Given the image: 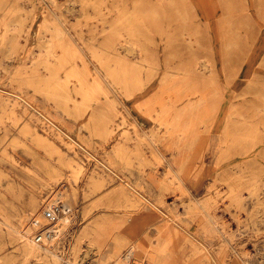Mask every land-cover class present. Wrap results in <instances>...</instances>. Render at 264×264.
Instances as JSON below:
<instances>
[{"label": "rangeland", "instance_id": "rangeland-1", "mask_svg": "<svg viewBox=\"0 0 264 264\" xmlns=\"http://www.w3.org/2000/svg\"><path fill=\"white\" fill-rule=\"evenodd\" d=\"M205 1L0 0V34L5 31L6 19L16 18L15 26L7 30L11 36L0 39V191H4L8 199L14 194L10 200L18 204L20 192L25 194L31 187L46 182V186L36 190L40 206L37 216L32 213L30 217L34 216L45 227L43 206L56 201L61 213L48 227L60 231L54 249L56 256L48 253L39 260L29 257L24 264H124L129 242L133 238L142 240L144 233L127 234L124 213L131 206L114 197L126 181L131 182V176L143 180L138 191L155 194L157 182L165 176L164 159L170 153H204L206 167L200 175L197 172L199 179L186 182L190 188L197 185L195 197H202L216 184L224 191L219 198L224 207L216 212H222L227 220L224 224L227 231L217 227L218 235L212 237L216 243L212 252L223 256V264H232V258L240 264H264V190L262 199L256 201V196L250 195L243 186L242 208L225 192L226 175L217 183L212 181L213 174H208L216 153H224L226 158L231 153H246L245 149L255 142L245 136L225 142L224 134L216 131L218 127L228 126L226 131L232 128L234 135L246 134L252 138L255 134L257 138H264V132L254 130L256 123L251 117L255 106L264 103V0H249L256 9L252 18L246 15L248 0ZM55 27L66 32L69 43L58 39L48 41ZM47 42L54 53L49 56L51 65L38 55L45 50ZM127 43L132 51L124 49ZM8 47H12L11 52ZM253 47L256 59L247 61ZM200 62L212 65V70L207 71L209 76L204 81L196 82L192 73ZM252 62L258 79L252 71L249 77L255 76L254 80L247 84L245 69ZM34 67L43 74L39 79L31 75ZM165 74L177 83L171 86V92L174 89L178 94L205 90L204 94L197 91L204 95L203 103L183 107L182 112L193 114L192 127L198 125L200 131L191 146L187 145L190 142L187 140L181 141L180 150L160 144L159 150L152 151L150 139L161 126L156 118L149 116L156 113L154 109H149L158 105ZM111 75L116 81L125 75L141 77V81L133 83L134 88L129 90L133 92L126 93L124 88L103 82L112 79ZM96 77L103 78L100 88ZM236 93L238 95L233 97ZM163 94L178 95L167 91ZM109 99H115L116 115L111 112L114 103ZM223 99L226 103L221 105ZM170 104L164 108L165 111L172 109L168 113L183 109L180 102ZM228 112H233L231 115L235 117L229 115L225 120ZM239 114L246 117L240 118ZM185 115L183 117L188 119ZM260 122L264 127V118ZM152 128L155 129L152 131ZM261 144L264 142H257L256 149ZM117 147L120 153H129L135 173L129 174L118 158L111 155ZM256 149L249 153H257L254 165L260 169L264 167V153ZM195 165L189 166L190 172H195ZM106 168L111 171L109 178L114 177L107 183L108 189L97 196L89 193L85 186L87 176L104 173ZM52 177L60 178L54 182ZM10 181L14 183L10 185ZM63 185L72 189L67 199L61 195L51 200L58 191L68 193ZM105 193L109 196H104ZM168 198L166 196L170 200ZM2 205L6 210L10 208L8 202L0 200ZM12 220L16 223L15 218ZM144 220L149 221V218ZM91 226L95 231L86 234L89 232L96 242L98 248L94 249L87 248L84 235L85 229ZM202 227L211 235V228ZM162 228L166 230L167 226ZM36 230L33 225V233ZM162 239L163 234L151 233L146 241L148 252L155 257L167 251L160 244ZM19 240L16 233L13 236L0 233V264H22V255L17 249ZM182 251L190 252L184 248Z\"/></svg>", "mask_w": 264, "mask_h": 264}, {"label": "bare ground", "instance_id": "bare-ground-1", "mask_svg": "<svg viewBox=\"0 0 264 264\" xmlns=\"http://www.w3.org/2000/svg\"><path fill=\"white\" fill-rule=\"evenodd\" d=\"M195 1L199 3L206 2L205 0H195ZM247 8H248L246 11L247 17L249 18L254 17L256 9L254 8L253 3L249 0L247 3ZM205 12H209V11H205ZM14 21H16V18L14 16H12L9 19H6L5 25H4L5 27L3 26L5 28L4 29L5 31L3 30L4 32L0 34L1 35L0 39H4L7 36H11L7 34V30L15 26L16 22L15 24H13ZM52 30L53 32H50L51 34H50L48 41L58 39V40L63 41L64 43H69L68 42L69 38L65 31H63L59 27H55ZM15 35L16 34H14V36ZM52 42L53 41H51V43ZM47 44H46L47 46L45 47V50L41 48V50L43 49L44 51H41L42 53L40 52L38 55L42 56L44 61H46L48 64L51 65L49 56L53 55L54 53L53 51H51L52 48L48 42ZM124 46H125L124 49H126L127 51L133 50V48L131 47V45H129V43L125 44ZM254 47L252 48L251 52H248V56L246 57L247 61H249L250 59L255 61L256 51ZM7 50L11 52L12 47H8ZM39 56H36V57H39ZM254 67L255 66L253 65V62H252V64L249 65V67L245 69V72H246L245 76H247L246 77L247 84L251 82L250 80H254V77L257 76L258 74L255 71L256 67L255 68ZM46 69H47V66H46ZM208 70L209 71L212 70V65H209L206 62H200L196 65L195 71L192 73L193 75L192 78H194L196 82L204 81L209 76V74H207ZM252 71H253V74H255V76L249 77V73H251ZM31 75L34 77H38L37 79H39L43 74L42 72H38L37 69L34 67L33 70H31ZM98 76L103 77L100 74ZM110 77H112V79H109V80H106V79L103 80V78L98 79L96 77L95 81L99 85V88L100 86L101 87L103 86L101 84H103L104 82L105 84L109 86L111 84L115 88H124L123 90H126V93H131L134 91V90L129 91L132 88H134L133 83L137 82V80L141 81V77L133 78L129 76L127 78V75L123 76L124 78L121 76L122 79L120 81L114 80L113 75H111ZM262 77L264 79V75H262ZM256 79H258V76ZM57 83L59 84V80ZM175 85H177V83L173 82L171 77L169 75L166 76L165 74L161 81V87L159 88L161 96L157 99L158 105L157 107L153 106L149 109V111L150 110L152 111L154 109L156 113L155 114L149 113V116L152 118H156L158 120V124L161 126V128L157 132L152 134L153 137L150 139L151 141L149 143L150 144L149 146L152 151L159 150L160 144H163L164 146L169 147V148H173L174 146H176V148L180 150L183 148L181 146V141L185 142L187 140H190L189 144L187 145L191 146L193 140L196 139L195 136H197L198 131H200L198 125H195L192 127V123H191L192 121L190 122V119L194 118V116H191L193 114L189 113L185 115L182 112L183 110H185L186 107H191L195 105L197 106L200 103H203L204 95L199 94L197 91H200V93L204 94L205 90L195 89V90H189L188 92H185L184 94H178L177 93L178 91H176L177 89H174L171 92V86H175ZM54 90L56 91L57 89H54ZM165 91H167L170 94L175 92L178 95L176 96H171L169 94L165 95L163 94ZM45 92H47V90ZM48 94H46V96ZM236 95L238 94L236 93L233 97H236ZM111 100H112V103H114V105H112L111 107V112L114 113L116 108L118 109V107L115 106V99H111ZM111 100L109 99V101ZM175 102L182 103V108L183 107L185 108L177 109L173 111L172 113H168L172 109L165 111V109L169 105H171L170 103L173 104ZM220 103L221 105H223L224 103H226V100L223 99V101L221 100ZM221 107L222 106L218 108H220L221 110ZM116 113L117 112H115L114 115H116ZM232 113L233 112H231V114ZM231 114L229 112L226 113L225 120H227L229 118V115ZM183 115H185L188 119H185ZM251 115H252L251 116L252 119H254L256 123L254 125L255 126L254 130L256 132H259V131L264 132V127H262L260 124L261 123L260 120L261 119L263 120L264 118V103L260 105H256L253 110V114ZM218 116H221V114L218 113ZM238 116H240V118L246 117L243 114H239ZM230 117L234 118L235 116L231 115ZM162 124L164 126H162ZM227 127L228 126H224L223 129L218 127L216 129L217 132L221 131L224 134L225 142L227 140L235 141V140H238L239 138H244V136L245 138H249L255 142L252 146L249 147V149H245L246 153H231L228 156V158L224 157V153H216L213 166L210 169L208 174H213L212 181L214 182L221 180L223 174L226 175V177H224V181L227 184V187H226L227 189L225 190V192H228L229 196H231V198H233L235 201L239 203L240 206H242L243 200L245 199V196L243 195L241 191L243 186H246L248 188L249 191L247 192H249L250 195L253 194L256 196V201H258L261 198V192L264 190V172H263L264 167L260 169L255 167L254 163H256L257 153H249V151L251 152L252 149L257 148L255 147V144L257 142L263 143L264 138L262 137L257 138L255 134L252 138L251 136H248L246 134L234 135L232 128L231 130L229 129L228 131H226ZM154 129L155 128H152V131ZM107 134H108V124L106 125V129L104 130L105 138ZM228 134L229 136H227ZM38 138L40 137L38 136ZM45 144L46 143H44V145ZM256 150H253V151H256L258 153H264V145H262L261 147H258V149ZM160 154L162 155V153ZM111 155L115 158H118V161L121 163V167L123 169L125 168V170L129 172V174L135 173V166L131 161H129V157H128L129 153H120L117 147L113 150V153H111ZM235 155H239L240 157L235 158ZM203 157H204V153H170V155L168 157H165L164 159V161L167 164V168L163 172V175L165 176L161 177V179H159V181L157 182V186H156L157 191L155 194H152L149 191L146 194L138 191L140 187V183L143 181L139 176H133V177L131 176L129 178L131 182L126 181L125 186H123L122 189L118 191V194H116V197H114L115 200L117 201L125 200L124 202L125 205L131 206V208L124 213V216L126 217L125 220L127 221V224H126V227H124V230H126L127 234H132V235H136L138 232L144 233V238L142 240L133 238L129 242L128 247L126 248L127 250V252L125 253L126 256H124L125 257L124 264H196L199 262L203 264H211V263L223 264V260H224L223 256L222 255L217 256L212 252L213 245L216 244L215 240L212 239V237L215 235H218L217 227L223 228V232L227 231L226 230L227 228L225 229L224 227V224L227 223V220L223 218V215H221L222 212L218 214L216 212L217 209L224 207L223 204L219 202L220 200L219 198L224 193V191L220 189L218 184L212 185L213 187L211 186V189H208L205 195H202V197L197 198L195 197L197 193V190H196L197 185L196 186L193 185L194 186L193 188H190L188 186L189 183H192L193 181L199 179V175L203 172V169H205L206 159H203ZM109 159H110L109 161L111 162V157ZM138 161L141 162L140 159H138ZM180 162H182L181 165L178 166L176 169L175 168L176 164ZM192 163L196 164L194 167L195 172L189 171V166L192 165ZM10 164L11 166L13 165L12 163ZM219 165H221L222 167L221 168L216 167ZM191 167L192 166H190V168ZM75 170L77 171L75 172L79 175V170L77 168ZM197 172L199 173L198 176H197L198 174ZM109 175H111V171L109 168H106L105 172L101 174H96V173L89 174L87 178L85 179L86 190L95 196L102 194L109 187V186H106L107 183L109 181L114 180V177L109 178ZM59 178L60 177H52V180H54L55 182L59 180ZM10 182H8L10 185L14 183V182H11V183ZM186 182L188 184H186ZM46 184H47L46 182L40 183L38 187L43 188L44 186H46ZM111 184L112 183H110V185ZM38 187L36 186L31 187L25 194L23 192H20L19 196H17L19 198L17 201L19 202L18 204L13 203L11 201L12 198L15 196L14 194L11 195L8 199V197L5 195V192L0 191V200H2L3 203L5 204H7L8 202L9 207H10L9 209L6 210V208H4V205H2L3 207L0 206V233L11 234V236H13L14 233H16L17 239H20L17 243V249L20 251L22 255V264H24V262L26 263V259L29 257H31L34 260H39L41 259V257L46 258L48 253L52 254L53 256H56V252L54 251V249H55L56 243L58 242V239H59L58 233L60 231L50 230V234L42 233L41 238H37L33 233L34 231H33V225L31 223V219L34 216L30 217V215L32 213H36L35 216H37V213L40 207L38 206L39 202L36 196V190ZM62 187H64L63 190H67L68 193L63 194L62 193L63 191H60V192L58 191L57 194L55 193L56 195L55 198L51 200L55 201L61 195L64 196L65 199H67V197L69 196V193L72 192V189L69 188L70 186L68 187V186L63 185ZM247 188L245 189L247 190ZM176 189H179L177 193H175ZM74 191L73 193H75ZM104 196L108 197L109 194L105 193ZM166 196H169L170 200H167ZM197 210L198 212H196V214L192 213ZM42 212H43V209H42ZM226 212L227 211L225 209V213ZM60 214L61 213L58 214L57 219L54 222L58 220ZM144 217L147 219L149 218V221L148 220L145 221ZM12 218L16 219V223H14ZM16 224H18L19 228L16 227L17 226ZM98 224H99V221L96 223V225ZM166 226H167L166 230H163L162 227H166ZM202 226H206V227L208 226L209 228H211V231L213 234L211 233V235L208 236V234L206 233L207 231H205ZM87 228L85 229V234H84L86 242H87L86 243L87 248L88 249L98 248L96 242L93 239H91L92 236H90L91 234L89 233V232L95 231L94 228L92 226L90 229H87ZM87 231H89L88 232L89 235L86 234ZM151 233H159L161 235L163 234V239L160 244L167 251H163V253H161L159 257H155L154 254H151L147 250L148 244L146 243V241L149 240V236L151 235ZM12 241L13 240H11L10 242ZM183 248L190 252H183L182 251ZM220 248H222V245L220 246ZM176 250L181 251V252H178V251L176 252ZM231 262L232 264H240L239 262L236 261L235 258H232Z\"/></svg>", "mask_w": 264, "mask_h": 264}, {"label": "built area", "instance_id": "built-area-1", "mask_svg": "<svg viewBox=\"0 0 264 264\" xmlns=\"http://www.w3.org/2000/svg\"><path fill=\"white\" fill-rule=\"evenodd\" d=\"M57 202V201H56ZM56 202H52L50 205L43 206V216L46 219L47 225L44 227V224L41 226V221L37 218L33 217L32 223L37 228L34 235L37 238H41L42 233L43 234H50V230L48 229L49 225L52 224L57 219V216L59 214L60 205Z\"/></svg>", "mask_w": 264, "mask_h": 264}]
</instances>
